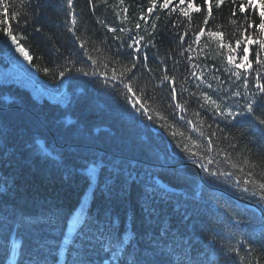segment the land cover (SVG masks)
I'll use <instances>...</instances> for the list:
<instances>
[{"label":"trees","instance_id":"trees-1","mask_svg":"<svg viewBox=\"0 0 264 264\" xmlns=\"http://www.w3.org/2000/svg\"><path fill=\"white\" fill-rule=\"evenodd\" d=\"M191 2L202 11L191 12L189 22L178 10L171 11L179 0H173L168 9L160 7L163 0H156L155 7L150 0H92L95 10L89 0H73L80 37L75 41L67 31L71 26L67 0H0V21L4 22L0 23V70L12 60L9 38L3 34L4 27L11 25L13 34L32 57L30 63L39 77L58 84L61 94L40 100L18 82L0 80V264H8L13 258V264H120L111 252L101 249L94 239L95 229L86 226L87 218H95L98 213L115 222L111 237L105 234V241L121 240L125 247L131 244L133 252L137 243L144 244L160 225L168 227L170 221L173 231L179 228L184 233L181 238L170 232L167 239L178 259L191 252L202 264H246L239 258L233 260L234 254L227 247L239 246L238 242L248 241L249 237L255 249L252 255L264 256V219L244 201L257 203L264 211V200L258 192L253 195L250 186L249 192H243L242 183H237L249 170L256 179L264 174V130L251 119L239 117L229 122L215 116L210 106L201 107L203 92L218 99L239 91L241 97L224 101L239 111L237 102L245 103L243 94L255 91L254 76L248 77L246 89L242 79L224 71L231 66L226 62L228 50L221 49L220 42L222 39L234 45L247 21L258 23L264 0H224L220 7L212 0L207 26L203 24L207 15L204 0ZM3 4L9 5L7 15ZM233 12L237 16L233 17ZM12 13H17V18L13 19ZM233 19L238 23L233 24ZM108 27L124 28L123 33L115 34L124 42L131 30L132 35L145 36V42L150 38L156 44L155 48L145 49L152 72L141 62L133 79L134 88L145 97L152 121L125 104L123 85L112 82L105 86L102 76L85 77L75 70L84 68L109 75L113 67L122 70L132 50L120 49V63H116L113 54L122 41L113 39ZM200 27H205V36L199 45H193V51L181 56L179 36L188 32L191 37ZM209 30L224 35L209 37ZM249 32L253 39H264L258 27ZM186 40L191 43L190 38ZM80 42H85L97 64L83 55ZM258 47L249 45L253 68L257 67L253 50ZM261 55L264 57V52ZM189 56L199 68L188 66ZM162 60L169 75L176 77L175 100L169 87L160 85ZM46 67L49 73L43 71ZM61 71H65L64 77L59 76ZM193 71L197 76L203 73L202 80L192 76ZM260 71L264 73V68ZM114 83L120 89L119 95L113 91ZM206 83L218 91L208 89ZM177 103L186 110L177 109ZM163 124L167 127H161ZM173 131L177 133L175 138L170 134ZM226 134L228 140L223 139ZM208 138L213 146L205 151ZM184 144L197 155L182 151ZM40 145H47L52 154L37 151ZM225 151L237 168L225 161ZM201 156L205 159L200 160ZM209 159L213 162L208 163ZM245 159L251 163L245 165ZM201 163L212 171L233 175L213 178L200 167ZM251 164L257 166L252 168ZM78 210L83 216L69 237L68 225L73 215L78 217ZM150 210L154 214L148 221ZM185 214L191 218L187 223L182 222ZM236 219L244 224L237 226ZM213 236L225 246L223 249L211 244ZM85 239H91L87 248L82 244ZM189 239L196 252L187 245ZM247 248L245 243L241 255ZM13 252L16 257H10Z\"/></svg>","mask_w":264,"mask_h":264},{"label":"snow or ice","instance_id":"snow-or-ice-1","mask_svg":"<svg viewBox=\"0 0 264 264\" xmlns=\"http://www.w3.org/2000/svg\"><path fill=\"white\" fill-rule=\"evenodd\" d=\"M123 2V0H121ZM153 7L156 5V0H150ZM186 0H179L178 4H175L174 7L171 8L172 12L179 11L180 15L187 17L188 21L191 22L192 16L191 12L200 13L202 11L201 7H196L191 0L187 3L186 7H181V5H184ZM100 3H107V0H100ZM173 3V0H163V3L160 4V7L162 9H168L169 5ZM224 3V0H216V6L220 7ZM89 4L92 5V0H89ZM204 5L207 6V15L204 17L203 24L207 26L209 24V18L212 16V0H204ZM3 8L6 10L5 15L8 14L7 9L9 8L8 4H3ZM93 10H95V5H92ZM249 7H251V3H249ZM261 8H264V4L260 5ZM67 9H68V15L71 17V26L68 27L67 31L70 32L74 38L75 41H80V37L77 35V29H76V12L75 8L73 6V0H67ZM151 11V9L149 10ZM240 12H244L243 7H239ZM233 17L237 16V12L232 13ZM12 18H17V13L11 14ZM260 21L258 23H252L251 21H247L244 26L243 30L240 32V38L235 39L234 45L232 42L224 43L221 39L220 47L221 49L227 48L228 55L226 57L227 65L231 66V68L225 67V72H230L231 75L235 76L237 79H242L243 84L246 89L249 87V76H254V88L255 91H246L243 94V99L245 103L243 105H240L237 102V107L240 108L239 111H234L232 107H229L224 101L230 100L232 97H241L242 94L239 91H234L231 93V96H221L218 99H213L212 96H210L207 92L201 93V97L203 99V103L201 104V107H211L213 114L215 116L221 117L226 121H236L239 117H244L245 119H251L255 121L256 126L264 130V73H261L260 68H264V57H262L261 53L264 52V39H253L252 34L249 32V29H252L253 31L258 27L261 32H264V11L260 12ZM143 19V17H141ZM0 23H4L3 21H0ZM233 24H237V20H232ZM155 28V26H153ZM136 28H140V24H136ZM108 32H111L114 34L113 39L117 41H122L120 45L117 48L116 53L113 54V58L115 59L116 63H120V60L118 57L121 56L120 49L127 48L131 49V53L127 54L126 60L127 62L123 64L122 70H117L115 67H113L110 70V75L108 73H98L96 71H85L84 68H76V72L82 74L85 77H94V76H102L103 81L105 83V86H107L109 83L117 82L118 84L123 85V100L125 104L129 105L134 111L140 113L141 115H144L147 120L152 121L153 117L150 114L149 108L146 106L145 97L144 95L140 94V89H135L133 86V79L135 78L136 72L140 71L141 68V62H143V67L147 69L149 73L152 72V69L148 67V59L149 56L147 52L145 51L146 48L149 46L152 48L156 47V44L152 41V39H148L146 42L145 36H134L131 34V30H128L129 32V39L124 42L122 40V37L120 35H115L117 32L123 33L125 31L124 28H115V27H108ZM3 34L5 37L9 38L13 45H16V51L23 56V58L29 62H31L32 57L25 51L23 47H21L17 43V38L13 34V29L11 25H7L3 29ZM152 34H149L151 36ZM207 35L209 37H218L222 38L223 33L222 32H216L209 30L207 32ZM205 36V27H200L197 31L192 33V36L189 37L188 32H184L179 36V47H180V55L183 56L186 53H189L190 51H193V45H199L201 41V37ZM186 37L191 39V43H187ZM187 43V47H184V45ZM249 45H258V49L253 50V58L255 61V65L257 67L253 68L252 61L249 59L250 54V48ZM80 49L83 51V55L87 57V60L91 61L92 64H97V59L93 58L89 52L88 49L85 46V42L79 43ZM59 51V49H57ZM192 57H188L187 64L191 68H199L200 66L198 64L193 63ZM69 63H72L71 60L68 61ZM163 66V75L160 77V85H167L170 89L172 99H176V77L169 75V68L165 64V61L160 62ZM179 63V61H177ZM105 68L108 67V65L104 66ZM234 69V70H233ZM244 69V72L242 73L240 70ZM219 70V69H217ZM45 73H49V69L46 67L43 69ZM68 72H71V69L67 70ZM66 75L65 71H61L59 73L60 77H64ZM192 76L196 77L198 80H202L203 73H201L200 76L196 75V72L193 71L191 73ZM216 79V77H214ZM206 87L208 89H212L214 92H217L218 89H213V85L211 83H206ZM113 91L117 93V95L120 94V89L117 87V85L113 84ZM176 108L180 111H185L186 108L184 105L177 103ZM259 112V114H257ZM197 115H200L197 113ZM184 117L181 116V119ZM161 119H165L164 117H161ZM188 123H191V121H188ZM161 127H167L166 124L161 125ZM221 132H224V129H220ZM173 138L177 136V133L175 131L170 133ZM180 135H183V133H180ZM201 135L203 133L201 132ZM212 135H215L213 133ZM224 140L229 139V135L223 136ZM213 141L211 138H208V144L205 147V151L212 150ZM230 147L235 148L236 145H229ZM181 150L184 152L190 153L191 156H196V153H193L188 148V145L184 144L181 145ZM37 151L41 153H46L48 155H51L52 153L48 149L47 145H40L37 147ZM225 161L230 163L233 168H237L238 165L236 162L232 161L231 154L227 153L225 151ZM200 160L205 159L204 156L199 157ZM196 162V161H194ZM213 161L211 159L208 160V163H212ZM251 161L248 159L244 160V164L248 165ZM256 164H251L252 168H255ZM200 167L206 172L208 176H211L213 178H216L219 176H232L233 173L231 172H216L208 169L203 163L200 164ZM241 172L244 171V168L241 167L239 169ZM255 173L251 170H249L246 173V178L243 179L242 182V191L247 193L249 192V186L253 190L252 194L256 195L257 192L260 195V200H264V174L261 175V178L256 179L254 178ZM154 191V190H153ZM153 211L148 212L147 220L151 221L153 217ZM191 218L187 216V214L184 215L183 223H187ZM262 219H264V213H262ZM114 221H108L106 218V215L104 213H98L95 218L88 217L86 226L89 228H94L95 233L97 235L94 236V239L97 240V242L100 244L101 249L105 252H111L112 256H115L119 261L120 264H202V261L198 259V256L192 255L191 252H185L183 259H178L176 257V249L173 246L168 245L167 239L169 237L170 232L172 233L173 237L179 236L183 238L184 233H181L179 231V228H177L175 231L171 229V223L170 221L168 227H164L163 225H160L159 231L153 236L147 240L144 244H136V251H132L131 244L128 245V247L124 246V243L121 240H115L112 238H109L107 241H105L104 237L105 234H108L109 237H111L110 229L114 227ZM235 224L237 226L244 224L243 220L236 219ZM149 228L151 229V224H149ZM193 232H195V225H193ZM86 237V233L82 234ZM147 235V233H145ZM218 235V234H217ZM233 236L235 233L232 234ZM248 244L247 252L245 255H241V251L244 247V244ZM253 241L251 240V237H249L248 241L245 242H238L239 246H229L227 247V251L230 253H233L232 259L235 260L236 258H239L241 261H245L246 264H262V261H264V256L257 257L253 256V252H255V249L252 247ZM82 244L87 248V245L91 244V239H85L82 241ZM211 244L213 246L219 244L221 249H223L225 246L220 242L217 241L215 236L212 237ZM187 245L192 249L193 252H196V246L192 244L191 239L187 241ZM115 249V251H113ZM122 254V255H121ZM129 256H131V259L129 260ZM83 264H90L88 261H84Z\"/></svg>","mask_w":264,"mask_h":264},{"label":"rangeland","instance_id":"rangeland-1","mask_svg":"<svg viewBox=\"0 0 264 264\" xmlns=\"http://www.w3.org/2000/svg\"><path fill=\"white\" fill-rule=\"evenodd\" d=\"M9 42L13 53L12 60L7 66H5L3 69L0 70V80L18 82L21 85L29 88L34 94V96L40 100L53 96L55 97L61 96L60 92L57 91L59 89V85L41 79L38 73L36 72L35 68L31 65V63L25 60L23 56H21L15 50L16 45H13L10 39ZM17 43L21 47H23L18 40ZM25 51L27 52L26 49ZM77 214L80 217H77L76 215H73L71 217L67 229L68 236L73 233L76 225L80 221V218L83 216L81 210L80 211L78 210ZM10 257H16V253L13 252ZM13 261L14 258L8 264H13Z\"/></svg>","mask_w":264,"mask_h":264},{"label":"water","instance_id":"water-1","mask_svg":"<svg viewBox=\"0 0 264 264\" xmlns=\"http://www.w3.org/2000/svg\"><path fill=\"white\" fill-rule=\"evenodd\" d=\"M199 169V168H198ZM200 170V169H199ZM254 205V204H253ZM256 206V205H255ZM258 208V210L261 212V214L263 213L262 209L258 206H256Z\"/></svg>","mask_w":264,"mask_h":264}]
</instances>
